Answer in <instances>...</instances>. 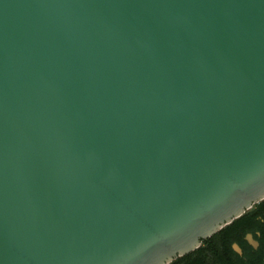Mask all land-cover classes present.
<instances>
[{
	"label": "water",
	"instance_id": "obj_1",
	"mask_svg": "<svg viewBox=\"0 0 264 264\" xmlns=\"http://www.w3.org/2000/svg\"><path fill=\"white\" fill-rule=\"evenodd\" d=\"M264 199V0H0V264H169Z\"/></svg>",
	"mask_w": 264,
	"mask_h": 264
},
{
	"label": "flooded vegetation",
	"instance_id": "obj_2",
	"mask_svg": "<svg viewBox=\"0 0 264 264\" xmlns=\"http://www.w3.org/2000/svg\"><path fill=\"white\" fill-rule=\"evenodd\" d=\"M169 264H264V199Z\"/></svg>",
	"mask_w": 264,
	"mask_h": 264
}]
</instances>
